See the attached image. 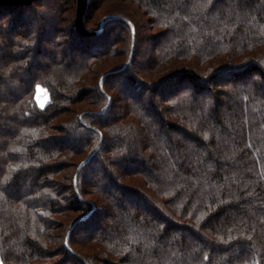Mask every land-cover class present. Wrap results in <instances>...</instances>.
<instances>
[{
	"label": "trees",
	"instance_id": "trees-1",
	"mask_svg": "<svg viewBox=\"0 0 264 264\" xmlns=\"http://www.w3.org/2000/svg\"><path fill=\"white\" fill-rule=\"evenodd\" d=\"M76 7L0 1V262L264 264V0Z\"/></svg>",
	"mask_w": 264,
	"mask_h": 264
},
{
	"label": "water",
	"instance_id": "water-1",
	"mask_svg": "<svg viewBox=\"0 0 264 264\" xmlns=\"http://www.w3.org/2000/svg\"><path fill=\"white\" fill-rule=\"evenodd\" d=\"M0 1L10 2L14 4H26V3H30L32 0H0ZM86 2L87 0H77V7L75 14V25L82 32H85L81 27V19L86 6Z\"/></svg>",
	"mask_w": 264,
	"mask_h": 264
},
{
	"label": "rangeland",
	"instance_id": "rangeland-1",
	"mask_svg": "<svg viewBox=\"0 0 264 264\" xmlns=\"http://www.w3.org/2000/svg\"><path fill=\"white\" fill-rule=\"evenodd\" d=\"M141 48L143 51H149L153 49L152 47V43L150 44L147 39H145L144 41H141ZM149 48V49H148ZM151 54H153V52H151ZM36 99L39 105H44V103L47 101V94L45 92L44 89H42L41 87L37 88V93H36Z\"/></svg>",
	"mask_w": 264,
	"mask_h": 264
},
{
	"label": "snow or ice",
	"instance_id": "snow-or-ice-1",
	"mask_svg": "<svg viewBox=\"0 0 264 264\" xmlns=\"http://www.w3.org/2000/svg\"><path fill=\"white\" fill-rule=\"evenodd\" d=\"M41 107H43V105H41ZM0 264H2V262H0Z\"/></svg>",
	"mask_w": 264,
	"mask_h": 264
}]
</instances>
